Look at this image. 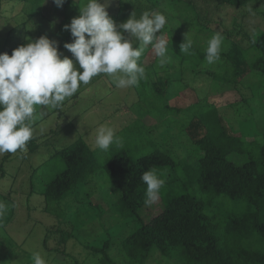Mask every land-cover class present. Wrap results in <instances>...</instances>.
I'll return each instance as SVG.
<instances>
[{"label":"rangeland","instance_id":"374dc122","mask_svg":"<svg viewBox=\"0 0 264 264\" xmlns=\"http://www.w3.org/2000/svg\"><path fill=\"white\" fill-rule=\"evenodd\" d=\"M183 1L188 0H161L159 9L153 10H149L147 5H140L142 0H128V3L130 9L140 6L138 12L134 11L137 17L145 11L165 15L167 23L160 34L175 41L176 48H180L186 36L198 50L204 51L213 34L221 33V30H233V35L224 37L221 53L226 56L241 53L246 59H253L255 51L251 48L248 36L258 42L264 51V0H253L240 7L222 4L217 0H190L198 12L201 24L199 26L192 25L197 20L183 9ZM83 3L86 0L72 1L69 19L79 15V7ZM103 3L108 13H116L119 9L118 0H103ZM63 5L57 7L53 0H46L45 3L44 0L6 2L0 19V52L10 55L14 48L25 44L27 39L35 40L41 35L57 41L58 45L59 38L55 31L62 17ZM250 5L253 8L251 12L247 10ZM132 12L120 16V21L116 24L125 21ZM134 45L138 46V42L134 41ZM175 46L168 47V61L163 66L151 46L145 49L139 59L145 68V76L141 80L151 84L157 82L158 77L163 78L169 74L170 82L164 89L166 92L162 102L156 99L155 103H147L151 96L149 84L145 87L138 84L120 89L115 86L112 78L101 74L89 84L81 85L74 96L63 102L59 113L50 107L36 106L33 136L49 134L45 139L48 145L46 143L44 147L29 154L25 160L18 156L13 157L4 164L6 175L0 179V200L13 209L11 221L0 227V255L9 254L6 264H34L35 253L43 256L47 264H74L72 257L79 264H95L96 259L91 255L87 256L88 251L81 242L101 245L103 238L100 237H104L106 233L104 229L110 235L111 241L115 242L119 236L138 226L140 221L135 220L133 215L125 220L113 213V208L109 205L116 200L118 191L104 178L98 181L94 179L95 182L83 186L76 195L69 194L58 203L59 208L69 218L70 222L67 224L59 223L42 209L43 197L38 191L42 183L48 180L44 168H49L53 173L63 169L59 159H48L51 151L78 137H82L91 148H95L94 137L100 125L114 127L122 142L120 148L126 149L132 157L157 148L177 157L182 156L188 164H192L197 155L190 152L193 145L186 125L197 106L205 101H217L219 113L228 128L245 140L254 139L260 142L261 133L264 131V76L257 71L248 73L237 84V90L234 86H222L202 74L206 71H219L221 58L212 65L207 64L205 59L192 70L187 69V65L172 52L175 51ZM61 51L62 56L66 55L75 61L69 50L63 47ZM139 98L144 100L140 102ZM51 130L55 132L50 133ZM114 146L117 147L115 144ZM229 157L237 164L247 160L246 155ZM33 167H39L34 174ZM30 184L33 185L31 194ZM88 202L103 207L100 219H95L96 211ZM159 206L160 197L138 212L140 218L146 221L159 212ZM71 226L79 228V235L74 232L75 236L67 241L66 258L62 254L46 252L42 246L46 229L60 227L71 231ZM56 245L58 246L57 234L54 233L49 236L47 246L53 248ZM115 252L117 251L111 250L114 260L128 264L122 255H113ZM168 259L154 251L143 264H179L175 259L171 262Z\"/></svg>","mask_w":264,"mask_h":264},{"label":"trees","instance_id":"16d2710c","mask_svg":"<svg viewBox=\"0 0 264 264\" xmlns=\"http://www.w3.org/2000/svg\"><path fill=\"white\" fill-rule=\"evenodd\" d=\"M8 1L34 2L0 0V19L4 4ZM72 1L65 0L62 17L55 31L61 53L64 43L73 40L70 31L63 28V25L71 21L68 15ZM142 1L140 5H147L149 10H153L159 9L161 0ZM188 1H183V9L197 20L192 25L199 26L201 24L198 12L194 4ZM217 1L240 7L253 0ZM118 4L116 13H108L115 23L120 21V16L131 11L138 12L140 9L138 5L130 9L128 0H118ZM220 34L226 38L233 35L234 31L221 30ZM160 36L168 41L169 48L175 46V41H171V38H165L161 34ZM248 39L255 51L253 59H246L241 53L228 56L221 53L219 71L222 72L206 71L202 74L222 86H234L235 90L248 73L257 71L264 76V51L258 42L249 36ZM172 52L191 70L205 60V50L200 51L194 45L191 55L181 52L180 48ZM138 63L142 65L140 60ZM157 79V82L151 84L146 80L139 82L141 87L147 84L151 87L148 104L155 103L156 99L162 102L166 92L164 89L170 82L169 74ZM262 97L264 98V90ZM142 100L144 99L139 98L140 102ZM218 105L217 101H205L200 104L186 125L193 145L190 152L197 155L192 164H188L182 156L177 157L171 152L157 148L136 157H132L126 149L115 147L114 144L105 152L91 148L82 137L54 148L48 159L56 157L63 164V169L53 173L49 168H44L48 180L42 183L38 191L43 197L42 209L59 223L67 224L69 218L59 208L58 203L69 194L76 195L83 186L94 179L98 181L104 178L118 191L116 200L109 205L112 206L113 213L125 220L133 215L140 223L128 233L119 236L115 242L111 241L105 229V236L100 237L103 238L101 245L81 242L88 251L87 256L91 255L96 259L95 264H121L111 257L112 249L117 251L113 255H122L128 264H143L154 251L166 259L169 258L170 262L175 259L179 264H264V131L261 133L260 142L243 139L225 125ZM56 111L61 112L59 108ZM48 135L33 136L27 144L26 153L3 154L0 158V179L6 175V162L15 156L25 160L29 154L46 145L45 139ZM230 155H246L247 160L237 164ZM38 169L39 167H33L32 174ZM149 169L156 170L165 180V185L159 195V212L144 221L139 213L146 205L144 201L147 186L141 180V175ZM30 188L31 194L32 184ZM88 204L92 205L90 202ZM92 206L96 211L95 219H100L103 207L96 204ZM12 215V206H8V212L0 218V227L8 224ZM73 227L71 226V231L60 227L46 229L42 239L46 252L62 254L63 258H66L67 241L75 236L74 232L79 235V228ZM54 233L57 234L58 246L50 248L47 241ZM8 255H0V264L7 263ZM72 261L79 264L73 257Z\"/></svg>","mask_w":264,"mask_h":264},{"label":"clouds","instance_id":"9594fccd","mask_svg":"<svg viewBox=\"0 0 264 264\" xmlns=\"http://www.w3.org/2000/svg\"><path fill=\"white\" fill-rule=\"evenodd\" d=\"M53 2L61 7L64 0ZM247 10H253L251 5ZM166 23L161 13L145 11L137 17L133 11L117 25L103 0H86L79 7V15L63 25L73 37L72 42H65L63 47L71 52L75 61L62 56L57 41L46 35L27 39L10 55L0 52V155L26 153L27 144L33 139L36 106L58 109L81 85L89 84L101 74L112 78L120 89L138 86L145 76V68L138 61L146 48H153L161 66L168 61V41L160 36ZM223 42L220 33L213 34L207 41V64L220 59ZM192 48L193 41L185 36L180 51L191 55ZM113 144L118 148L122 146L116 129L100 125L94 137L95 148L106 152ZM141 180L147 186L144 202L151 205L158 199L165 180L154 169L144 171ZM7 212L8 205L0 200V218ZM33 259L34 264H47L39 253H35Z\"/></svg>","mask_w":264,"mask_h":264}]
</instances>
